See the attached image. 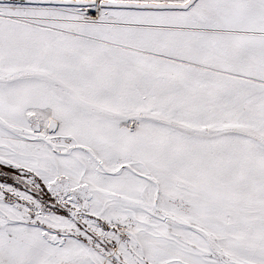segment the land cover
I'll use <instances>...</instances> for the list:
<instances>
[{"label": "snow or ice", "instance_id": "snow-or-ice-1", "mask_svg": "<svg viewBox=\"0 0 264 264\" xmlns=\"http://www.w3.org/2000/svg\"><path fill=\"white\" fill-rule=\"evenodd\" d=\"M0 264H264V0H0Z\"/></svg>", "mask_w": 264, "mask_h": 264}]
</instances>
